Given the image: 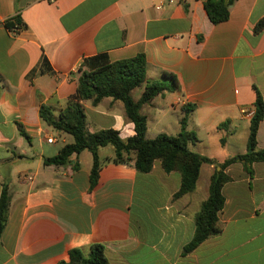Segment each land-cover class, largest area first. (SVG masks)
I'll return each instance as SVG.
<instances>
[{"label": "crops", "instance_id": "1", "mask_svg": "<svg viewBox=\"0 0 264 264\" xmlns=\"http://www.w3.org/2000/svg\"><path fill=\"white\" fill-rule=\"evenodd\" d=\"M204 1L0 0V193L5 184L10 195L0 264H57L72 249L86 255L92 244L104 246L109 264H264V163H254L251 175L240 164L225 169L221 232L185 256L218 167L202 164L194 191L174 199L177 172L166 173L156 161L150 172L138 173L107 161L114 153L101 155L106 147L98 151L90 193L89 152L65 165L43 164L70 142L43 123L39 107L58 115L75 93L78 68L101 55L116 62L141 54L149 82H170L163 74L176 79L174 91L140 110L147 139L178 134L190 109L186 128L197 139L191 151L218 163L246 152L250 118L242 112L253 114L254 88L264 100V30L254 33L264 0H236L227 21L216 25ZM136 89L134 101L144 88ZM82 106L90 131L134 135L120 102ZM256 143L264 150V119Z\"/></svg>", "mask_w": 264, "mask_h": 264}, {"label": "trees", "instance_id": "2", "mask_svg": "<svg viewBox=\"0 0 264 264\" xmlns=\"http://www.w3.org/2000/svg\"><path fill=\"white\" fill-rule=\"evenodd\" d=\"M236 0H205L203 8L213 24L227 21L231 6ZM5 27L10 30L20 28L6 22ZM264 30V19L259 20L254 33L258 34ZM88 68L83 66L77 70L76 90L70 97L64 108L58 115H54L51 108L46 105L39 107V117L51 129L66 134L72 138V142L65 144L57 155L44 158L45 166H61L70 162L73 155L88 151L91 155V168L89 171L88 193L92 191L98 181L100 158L98 151L107 146L112 147L114 156L111 161L132 168L134 171L146 174L151 171L153 164L158 161L161 168L170 173L175 171L180 176V187L173 196L178 199L185 194L194 191L202 164L218 167L210 177L208 197L201 203L198 212L194 216V234L191 240L182 248L181 255L185 256L195 250L205 240L217 236L221 232V224L218 213L224 205L221 190L224 184L230 181L225 169L233 164H240L245 172L252 174L254 163H264V150L257 149L256 135L259 122L264 119V100L255 89L254 112L250 117L249 132L246 143V152L235 155L218 163L213 159L199 155L189 149V144L197 141L195 135L186 128L187 117L190 109L184 110L180 120V131L174 136L159 134L153 139L146 138L147 121L140 110L143 105L148 104L154 97L163 92H171L176 89V79L163 74L164 79L170 82L154 81L146 79V63L143 55L110 62L106 56H96L89 61ZM42 65H46L45 58ZM143 87V92L134 101L131 92ZM110 98L121 103L124 118L133 124L134 135L127 139H121L119 133L112 129L90 131L86 126V117L82 102H89L92 106L98 105L103 99ZM19 134L28 140V136L18 126ZM78 165L73 166L77 170ZM10 203V195L7 185H3L0 193V235L7 221V213ZM57 264H109L104 253V246L92 244L86 255L80 249L69 251L68 260Z\"/></svg>", "mask_w": 264, "mask_h": 264}, {"label": "rangeland", "instance_id": "3", "mask_svg": "<svg viewBox=\"0 0 264 264\" xmlns=\"http://www.w3.org/2000/svg\"><path fill=\"white\" fill-rule=\"evenodd\" d=\"M138 92H139L138 89L134 90L133 96H136ZM66 138H67V141H68V142H72V138H71L70 136L66 135ZM214 149H215V148H214ZM112 151H113L112 147L107 146L105 149H103V150L101 151V155H108V154L112 153ZM83 154H86V156L89 157V153H88V151H84ZM82 156H83V155H82ZM136 214H137V212L135 213V215H136Z\"/></svg>", "mask_w": 264, "mask_h": 264}, {"label": "built area", "instance_id": "4", "mask_svg": "<svg viewBox=\"0 0 264 264\" xmlns=\"http://www.w3.org/2000/svg\"><path fill=\"white\" fill-rule=\"evenodd\" d=\"M180 2H184L185 0H179ZM243 115L246 117V118H250L252 116V113H249V112H242ZM47 143H52L53 142V139L52 138H47L46 139Z\"/></svg>", "mask_w": 264, "mask_h": 264}]
</instances>
